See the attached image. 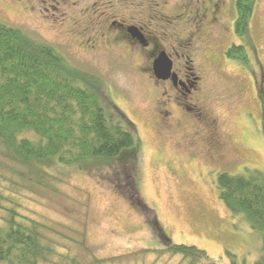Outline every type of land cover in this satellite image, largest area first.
Here are the masks:
<instances>
[{"label":"rangeland","instance_id":"374dc122","mask_svg":"<svg viewBox=\"0 0 264 264\" xmlns=\"http://www.w3.org/2000/svg\"><path fill=\"white\" fill-rule=\"evenodd\" d=\"M263 5L261 0L254 23L257 30L259 23L264 28ZM33 9L36 12L30 10L23 21L16 23L20 8L10 0H0V22L54 45L72 67L99 78L98 92L107 111H121L140 139L136 184L139 198L151 210V215L128 200L127 192H123V180L118 182L120 170L112 172L111 168L96 163L77 168L56 164L51 172L61 182L52 185V192L11 194L21 207L20 213L60 234L52 236V241H58V252L76 256L83 264H91V257L103 260L118 257L106 264H178L180 257L122 258L141 249L163 247L149 223L150 219L154 222V216L174 244L203 250L217 264H231L228 254L235 256L236 264H254L262 247V235L251 230L243 215H232L218 200L215 179L209 187L202 178V163H187L182 156L173 154L176 140L159 143L148 112L150 87L136 72L135 61L119 50L100 48L95 56L82 53L76 39L70 41L67 34L72 21L58 24L61 13L46 15L41 7ZM87 28L89 25L83 21L82 29ZM255 28L252 26L249 35L254 34L253 44L257 45L260 60L264 62V43L258 39ZM228 40H223L225 46ZM249 78L246 68L225 59L219 72L211 73L210 79L223 99L210 105L236 146L235 154L241 158L239 166L226 164L224 167L235 175L242 174L244 169L264 170V124H261L260 107L254 100ZM101 164L114 166L111 162ZM10 170H6L9 177ZM105 178H110V182ZM112 184L122 188L117 187L122 196ZM6 188L5 183H0V191L7 195ZM82 238L91 256L70 242L80 243Z\"/></svg>","mask_w":264,"mask_h":264},{"label":"trees","instance_id":"16d2710c","mask_svg":"<svg viewBox=\"0 0 264 264\" xmlns=\"http://www.w3.org/2000/svg\"><path fill=\"white\" fill-rule=\"evenodd\" d=\"M256 2L237 0L239 36L248 29ZM226 46L221 48L225 50ZM225 55L221 54L212 73L219 72L225 59L246 68L250 76L256 69L249 48L232 46ZM257 58L260 60L259 50ZM99 85V78L72 67L54 45L0 22V172L4 171L0 183H5V191L9 192L6 195L0 191V264H83L76 256L59 253L58 241H52V236L60 234L22 215L19 203L11 196L35 190L52 192V185L61 182L51 172L56 164L77 168L96 163L112 172L120 170L118 182L123 180L128 200L151 215L139 198L136 184L140 139L121 111H107ZM254 100L259 105L264 95ZM259 107L263 124L264 105ZM7 168H11V177ZM232 172L226 170L218 175V200L232 215H243L251 230L262 235V247L254 264H264V170L244 169L239 175ZM105 179L110 182V178ZM112 185L120 194L121 187ZM149 223L163 247L141 249L122 258L154 255L180 257L178 264H217L203 250L174 244L155 216ZM70 242L90 255L85 239ZM228 255L231 264H236L235 256ZM91 258V264L118 259Z\"/></svg>","mask_w":264,"mask_h":264},{"label":"flooded vegetation","instance_id":"af4514ba","mask_svg":"<svg viewBox=\"0 0 264 264\" xmlns=\"http://www.w3.org/2000/svg\"><path fill=\"white\" fill-rule=\"evenodd\" d=\"M236 2L10 0L20 8L16 23L23 21L30 10L36 12L33 9L36 6L46 15L57 11L62 15L56 18L58 24L67 20L73 22L67 34L70 41L76 39L82 53L95 56L100 48L112 49L133 59L136 72L150 87L148 112L159 143L176 140L173 154L182 156L187 163H202V178L209 187L212 179L216 183L218 175L226 171V164L239 166L241 163L228 131L210 105L223 100L209 78L221 54L225 55L232 46L249 48L257 65L250 76L255 99L264 95V65L257 58L254 34L249 35L252 26L255 28L261 0H257L248 29L242 36L236 32V28H240ZM261 8L264 10V5ZM83 21L89 25L86 30L82 29ZM255 30L264 43L262 25L259 23ZM225 38H229V43L224 50L221 47ZM161 55L171 62V71L165 80L158 79L153 71L154 61ZM259 105H264V101L260 100ZM262 130L264 132V127Z\"/></svg>","mask_w":264,"mask_h":264},{"label":"water","instance_id":"95a60500","mask_svg":"<svg viewBox=\"0 0 264 264\" xmlns=\"http://www.w3.org/2000/svg\"><path fill=\"white\" fill-rule=\"evenodd\" d=\"M154 75L161 80L168 78L171 71V62L166 58V56L161 55L153 63Z\"/></svg>","mask_w":264,"mask_h":264}]
</instances>
